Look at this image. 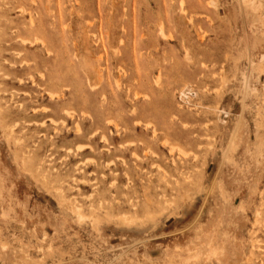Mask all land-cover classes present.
<instances>
[{"label":"rangeland","instance_id":"374dc122","mask_svg":"<svg viewBox=\"0 0 264 264\" xmlns=\"http://www.w3.org/2000/svg\"><path fill=\"white\" fill-rule=\"evenodd\" d=\"M0 264H264V0H0Z\"/></svg>","mask_w":264,"mask_h":264},{"label":"built area","instance_id":"2783aa9c","mask_svg":"<svg viewBox=\"0 0 264 264\" xmlns=\"http://www.w3.org/2000/svg\"><path fill=\"white\" fill-rule=\"evenodd\" d=\"M186 92L189 93V95L192 94V91L185 90L184 92H182V96H183V97H187V96H186V95H187ZM185 94H186V95H185Z\"/></svg>","mask_w":264,"mask_h":264},{"label":"bare ground","instance_id":"6f19581e","mask_svg":"<svg viewBox=\"0 0 264 264\" xmlns=\"http://www.w3.org/2000/svg\"><path fill=\"white\" fill-rule=\"evenodd\" d=\"M38 41V40H37ZM80 210V209H79ZM78 215L81 217V214L78 213Z\"/></svg>","mask_w":264,"mask_h":264}]
</instances>
